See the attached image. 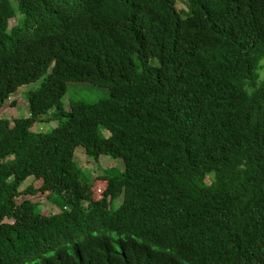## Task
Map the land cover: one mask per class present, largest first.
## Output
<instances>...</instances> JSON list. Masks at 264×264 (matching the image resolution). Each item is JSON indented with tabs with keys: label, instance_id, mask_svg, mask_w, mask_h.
Masks as SVG:
<instances>
[{
	"label": "trees",
	"instance_id": "1",
	"mask_svg": "<svg viewBox=\"0 0 264 264\" xmlns=\"http://www.w3.org/2000/svg\"><path fill=\"white\" fill-rule=\"evenodd\" d=\"M180 1L0 0V264H264V0ZM80 146L125 170L85 182Z\"/></svg>",
	"mask_w": 264,
	"mask_h": 264
},
{
	"label": "rangeland",
	"instance_id": "2",
	"mask_svg": "<svg viewBox=\"0 0 264 264\" xmlns=\"http://www.w3.org/2000/svg\"><path fill=\"white\" fill-rule=\"evenodd\" d=\"M177 8L180 12L182 10H187L186 5L177 0ZM18 19L13 23L17 24ZM262 82H264V70L262 71ZM42 82L21 88L16 95H14L9 103L2 109L1 116L3 119H10L15 124H20L24 120L30 117L29 106L26 100V96L29 92L35 91L40 88ZM111 92L108 88H102L94 86L91 84H79L71 83L69 84V89L67 95L63 99V103L66 109H70L72 103H84V104H96L103 100L110 98ZM17 103L15 106L9 105L10 103ZM56 111H50L48 115L42 116L44 122L35 124L30 132L32 133H49L53 128H56L59 124V121L45 122L46 119L51 117L52 113ZM100 134L102 137L107 138L110 136V132L103 127L100 128ZM75 163L78 168H80L83 173V179L87 183H91L94 179H97L98 176H103L105 174L119 175L125 170V164L122 159H113L107 156L101 157L99 161L89 160L86 155V149L83 146L77 148L75 153ZM44 181V177H37L34 175L28 178L24 183H22V188L28 186L37 187L40 186ZM98 185V183H97ZM96 185V186H97ZM23 198L31 199L33 202H37V211L47 215L61 212L59 207V196L56 195V198H50L47 194H37L35 196H19L17 199L18 203L22 201ZM123 197H120L114 201V208H117L122 203ZM62 206V203H60Z\"/></svg>",
	"mask_w": 264,
	"mask_h": 264
}]
</instances>
